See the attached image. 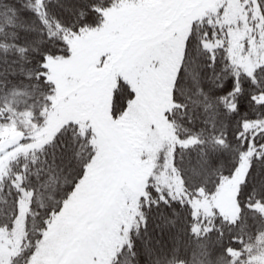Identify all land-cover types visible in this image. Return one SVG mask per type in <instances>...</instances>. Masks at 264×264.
I'll return each mask as SVG.
<instances>
[{"label":"snow or ice","instance_id":"snow-or-ice-1","mask_svg":"<svg viewBox=\"0 0 264 264\" xmlns=\"http://www.w3.org/2000/svg\"><path fill=\"white\" fill-rule=\"evenodd\" d=\"M0 264H264V0H0Z\"/></svg>","mask_w":264,"mask_h":264}]
</instances>
